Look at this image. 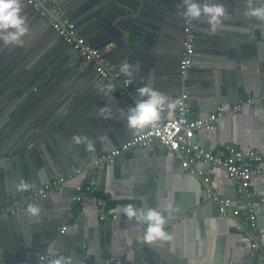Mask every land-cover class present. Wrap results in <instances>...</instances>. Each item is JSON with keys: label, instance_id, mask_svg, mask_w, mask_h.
I'll use <instances>...</instances> for the list:
<instances>
[{"label": "crops", "instance_id": "crops-1", "mask_svg": "<svg viewBox=\"0 0 264 264\" xmlns=\"http://www.w3.org/2000/svg\"><path fill=\"white\" fill-rule=\"evenodd\" d=\"M53 1L63 8L73 20L71 15L76 10L73 3L65 7L63 1ZM156 7L158 4L154 0H147L142 15L138 17V22L129 23V29L140 31L142 28L146 31H154L150 23ZM254 18L251 17L250 19H257ZM223 25L227 28L223 31L225 43L236 45L242 41L245 35L241 31L247 30L245 26L238 24L232 17L224 20ZM181 26L182 23L179 24V27H173V30H177L178 33H169L167 39L163 38L164 42H162V45L174 49L178 58L183 38ZM49 28L47 29L49 35L45 39V44L51 45V50L47 58L51 61L52 69L61 68L68 60L60 52L69 47L54 30ZM237 29L242 30L238 31ZM197 37L196 41L199 42ZM176 38L179 39L177 43L174 42ZM111 43L114 47V43ZM243 48L241 45L240 49L245 53ZM220 53L194 50L190 66L192 69L191 78L188 80V85L180 86L181 90L183 87L188 89L190 117L203 118L214 111L216 105L229 106L240 101L246 100V102L240 111L219 118L214 130L204 132V130L198 129L190 135V138L206 150L217 154L223 155L228 146H235L242 150H258L264 155V59L250 58V56L244 57V62H240L239 60H228L226 58L227 51L226 53L220 51ZM250 53H254V51L252 50ZM117 55L113 54L109 58L116 69L118 66L113 61ZM75 58L79 59V62L69 63L70 66L65 69L66 75H69L72 69H77L76 77L92 78L98 86H102V84L103 86L106 84L115 86L117 89L115 98L111 92L105 95L104 90L100 91V94L109 102V112L120 114L123 108L119 104L123 100L130 102L131 94L133 95L134 92L137 94L139 86L131 85L129 87L131 94L124 95L120 91L118 81L111 83L101 79L95 72L92 63L81 59L79 54H76ZM241 64L244 68L242 71L239 69ZM207 67H210L214 73L211 80L214 82L212 86L211 82L201 84L197 79ZM119 71L121 72V70ZM121 74L124 76L122 72ZM132 78L133 81L137 80L134 75ZM256 80L258 82L256 96H247L246 98L247 93L255 87L254 81ZM61 81V79L57 80V82ZM140 83V87L144 85L143 81ZM49 84L47 78L42 81L37 79L34 80L33 88ZM69 84L67 83V85ZM240 86H244L243 94H239L238 91L237 95H234L233 90ZM167 87L172 89L171 92L174 91V95H168V97L175 102L180 87L176 86L173 80L167 83ZM240 95L243 99H238L241 97ZM133 97L138 98V94ZM216 99L218 100L216 101ZM233 99L238 100L232 101ZM88 101L82 102L80 108L84 107L87 108L86 111H94ZM100 103H102L101 100L98 101L97 105ZM95 112L94 119H99V123L96 122L94 126L87 119L84 121L88 126L86 130L91 133L93 138L97 137L96 131L97 129L100 130L101 120H104L99 110ZM38 127L39 121L36 117H29L25 125L19 129V133L30 134L31 136L33 134L34 138V134L38 133L36 132ZM47 142L52 146L49 140ZM30 144L31 142L27 147H30ZM101 149L106 148L102 147ZM132 151L133 149L129 151L130 155ZM150 153L152 151L149 149L147 151L145 149L141 153L134 150L131 156L118 159L113 167L107 165L97 167L94 172L97 186L82 205L71 198L74 184L63 186L49 197V202L55 204L57 213L55 217L59 219L57 231L59 232L63 225H66L64 234L71 229L73 230L71 231L73 240L70 242L77 246L78 254L74 255L77 259L75 262H66L61 258L60 260L55 259L58 251L53 249L52 242L48 243L43 252L38 250L34 253L32 261L25 262L22 256L27 254L26 250L29 246L32 247V237L36 236V233H26V228L31 221L27 212L21 209L0 221V264H38V257L45 253L48 254V258L44 261L46 264H56L57 261L60 264H91L100 260L103 262L99 264H168L167 261L172 264H264L261 259V254L264 253V240L260 241L257 247V258H251L253 255L251 253L248 255L252 250L250 244L254 233L244 222L241 214L235 216L238 222L235 219L229 218V220L227 218L230 217L229 215H220L216 206L206 200L205 195L209 187H198L196 180L193 184L186 183L181 172L184 166L178 158L168 156V152L164 149H161L158 154L149 155ZM21 156H23L21 148L11 154H0V192L3 188H10L14 185V164L19 162ZM92 157L95 159L94 154L88 158H83V164L80 168L91 167L94 162ZM192 167L203 179L207 177L212 191L220 197L229 198L233 207L237 204L235 183L225 175L221 168L203 163L192 164ZM76 169L71 167L72 172ZM1 186H3L2 189ZM251 188L264 192V159L261 161V173L252 178ZM16 193L13 192L4 198L0 196V207L17 199L18 196H23L18 192ZM29 193L31 192L25 195ZM129 203L137 208L145 209L157 205L161 207L170 205L171 207L165 214L168 217L167 221L172 220L166 223L165 228L170 233L171 240L156 245L145 243L143 231L146 225L138 224L134 219L129 220L120 211L121 206ZM99 210L104 211L105 218L100 219ZM176 211H179L181 219L176 220L174 218ZM255 211L257 216L256 231H264V204L255 202ZM78 214L82 218L76 222V227H73L71 225L72 220ZM111 214L116 215V219L111 218ZM241 225L250 230V238L244 232L236 230ZM47 249L51 252H48ZM50 253H52V259L48 260ZM95 257L100 260H93Z\"/></svg>", "mask_w": 264, "mask_h": 264}, {"label": "water", "instance_id": "water-1", "mask_svg": "<svg viewBox=\"0 0 264 264\" xmlns=\"http://www.w3.org/2000/svg\"><path fill=\"white\" fill-rule=\"evenodd\" d=\"M57 1H63L65 7L72 3L74 4L76 10L71 16L80 34L89 43L97 47L111 42L114 43V47L111 48L107 55L108 58H111L113 54H118L113 61L118 66V70H121L122 65L125 63L132 66L139 65L138 70L133 68V75L137 77V80L133 81L132 85L136 84V86L140 87V82L143 81L144 84H150L152 87L171 96L174 95V91L171 92L170 90L172 89L167 87L169 81L173 80L178 87L185 84L188 85L192 69L189 68L188 74L183 77L179 73V58L175 50L162 45V42H164L163 38L167 39L169 33H178L177 30H173V27H179V24L182 23L183 5L180 0H154L158 7L155 8L156 10H154L151 18L150 26L154 29L152 32L142 28L140 31L130 30L128 27L129 23L138 22V17L142 15L147 0ZM220 2L226 7L227 15L222 19L215 33L210 31L206 23L196 21L194 33L198 36L199 42L196 41L194 50L198 51L199 49L216 54H221L220 51L224 53L227 51L226 58L228 60H239L240 62H244V57L250 56V58L264 59V21L255 18V20H252L250 16L245 15L248 7L246 0H220ZM259 3L260 0H253V6H259ZM43 7L47 10L45 5ZM24 13L27 15L30 27V32L25 37V44L19 47L14 45L5 46L0 42V154H11L21 148L23 155L19 162L17 161L14 164V185L10 188L1 186V189L3 188L0 192L2 198L13 192H18V194L24 196L26 193L38 189L55 176L71 173V167L80 168L83 164V158H88L94 154L96 159L100 154L111 150L141 131L129 130L124 114L127 108L135 103L136 98L131 95L130 102L123 100L119 104L123 108L120 114L110 113L109 102L105 97L102 98L100 94V91L104 89L103 84L98 86L92 78L76 77L77 69H72L70 74L66 75L65 69L70 66L68 64L79 62V59L75 58L76 54H78L77 51L67 44L69 48H65L60 54L66 56L68 62L63 64L61 68L52 69L51 61L47 58L51 45L47 46L45 39L49 35L47 34V29L49 27L52 30L54 29L26 1H24ZM229 17H232L238 24H242V26L247 28V30L241 31L245 36L236 45L225 43L226 41L224 40L223 31L227 28H225L223 22ZM237 30L240 31L242 29ZM178 41V38L174 39V42L177 43ZM241 45H243L245 53L240 49ZM181 50L182 41L180 52ZM252 50L254 53H250ZM231 65L233 64L231 63ZM239 69L241 71L244 69L242 64ZM202 73L197 78L198 81L201 84L211 82L212 86L214 84L211 81L214 77L212 69L207 67ZM46 78L49 80V85L33 88L34 80L39 79L42 81L46 80ZM60 79L62 81L57 82ZM67 83L70 84L67 85ZM254 85L255 87L247 93L246 98L247 96H256L257 93L255 92L258 89L257 80L254 81ZM116 90V87L113 86L111 95L114 98L116 97ZM243 90L244 86L237 87L233 90V94L237 95L238 91L239 94H243ZM179 91H181V87ZM240 96L238 99H243L242 95ZM85 100H89L88 102L92 105L94 111H86L87 108L84 107L80 108L81 103ZM99 100L102 103L97 105ZM235 100L233 99L232 101ZM218 106L216 105L214 111ZM102 109H106V112H102ZM98 110L104 120H101L100 130L97 129L96 131L97 137L93 138L91 133L86 130L88 126H86L84 121L87 119L94 126L96 122L99 123V119H94L95 111ZM29 117H36L39 121V127L36 130L38 133H36L37 136L34 134V138L33 134L31 136L30 134L19 133V129L25 125ZM215 126L216 123L211 129L202 128L200 130L209 132L214 130ZM74 135H86L89 137L95 143V150L90 152L84 144H75L72 140ZM47 140L51 142L52 146L48 144ZM30 142L31 148L27 147ZM102 147L106 149H101ZM145 149L146 151L148 149L152 151L149 154L152 155L153 153L158 154L163 147L160 144L137 147L133 149L131 155L134 150L141 153ZM128 155H130L129 151L119 155L113 164L107 166L113 167L118 162V159ZM168 156L177 158L175 152H168ZM93 159L94 157H92ZM197 163L203 162L198 161ZM181 172L186 183L193 184L194 180H196L198 187H209L207 190L213 192L207 177L203 179L200 174L196 173L192 165L182 168ZM22 182L27 184L28 187L20 188L19 185ZM74 183L72 182L70 185ZM56 192H51L46 197L39 198L24 208L31 221L28 228H26V233H36V236L32 237V247L30 248L29 246L26 250L27 254L22 256L25 262L32 261L34 253L38 250L43 252L50 242L53 244V249L58 251L55 259L60 260L61 258L66 262H75L77 260L74 256L78 254L77 246L75 243L70 242V240H73L71 232L73 230H69L66 234H64L65 231H57L59 219L55 217L57 214L54 207L55 204L48 200ZM19 197L21 196L16 198ZM205 197L208 203L214 204L218 209L216 203L210 202L206 195ZM30 205L40 208L38 216H33L28 211ZM178 212L174 213L176 220L181 219ZM229 216L227 217L228 219H235L238 222L235 216ZM80 218L82 216L78 214L72 220L71 225L76 227V222ZM171 220L169 219L167 223ZM236 230L244 232L249 238L251 237L250 230H247L242 225ZM251 230L253 233L255 232V230ZM263 240L264 238L256 239L254 234L252 235L250 244L252 250L248 254H253L251 258L258 257L257 247L259 242ZM47 251L51 252L49 249ZM50 259H52V253H50L48 260ZM38 260L39 264L40 256ZM93 260L100 259L95 257ZM100 262H103V260L91 264H99ZM167 263L172 264L170 261H167ZM42 264L46 263L43 262Z\"/></svg>", "mask_w": 264, "mask_h": 264}, {"label": "built area", "instance_id": "built-area-1", "mask_svg": "<svg viewBox=\"0 0 264 264\" xmlns=\"http://www.w3.org/2000/svg\"><path fill=\"white\" fill-rule=\"evenodd\" d=\"M30 4L54 29L64 43L71 46L81 58L92 63L97 75L108 82L118 81L120 91L124 95L129 93V87L133 83L125 84L121 72L116 69L109 58L108 52L112 43L103 46H94L81 35L74 21L65 13L64 9L53 0H24ZM47 7V10L43 7ZM196 21H190L183 16L182 20V50L179 57V72L184 77L188 74L193 60V53L196 43L194 33ZM137 95L135 92L132 96ZM139 99L136 98V100ZM176 107L171 115L165 108L161 120L152 127H147L134 134L130 139L115 146L109 151L100 154L91 167H83L75 171L51 179L41 185L37 190L28 195L21 196L12 202L0 207V221L24 209L39 198L46 197L49 193L58 191L62 186L74 183L72 200L82 205L87 196L94 191L97 186L94 172L97 167L111 165L119 155L131 149L148 145H162L166 152H175L176 157L184 167L195 164L198 161L219 167L225 175L235 183L236 202L233 207L231 200L220 197L216 192L206 191V196L210 202L218 205L221 215L237 216L241 214L244 222L253 230L256 239L264 238V231L258 232L255 202L264 204V192H259L251 188L252 178L261 173V161L264 155L258 150H242L235 146H228L225 154H217L203 148L199 143L194 142L190 135L198 129H211L216 121L226 114L236 113L241 110L245 102L233 103L229 106H218L215 111L210 112L203 118H191L190 106L188 102L187 87L177 94L175 98ZM100 219L105 218V213L99 210ZM116 219V215L110 216ZM66 230V225L60 227V232ZM48 258V254H42L39 264ZM264 263V253L261 254Z\"/></svg>", "mask_w": 264, "mask_h": 264}, {"label": "clouds", "instance_id": "clouds-1", "mask_svg": "<svg viewBox=\"0 0 264 264\" xmlns=\"http://www.w3.org/2000/svg\"><path fill=\"white\" fill-rule=\"evenodd\" d=\"M183 5V16L190 21L204 22L208 25L210 31L216 32L222 19L227 15V9L220 0H180ZM248 7L245 11L246 16L255 17L264 21V0H260L259 6H253V0H246ZM30 32L29 20L24 13V0H0V42L5 46H23L25 37ZM133 68L139 69V65L123 64L121 72L129 79L125 84H130L133 77ZM105 95L113 90L111 84L104 85ZM139 99L126 110V124L129 130L138 131L147 127L155 126L162 117L163 110L166 108L171 115L176 107L174 101L170 100L168 95L152 87L150 84H144L137 89ZM106 112V109H102ZM72 140L75 144H84L88 151L95 150L94 141L86 135H74ZM20 188H27L28 185L21 183ZM170 205L161 207L137 208L129 203L121 206L120 211L129 220H135L138 224L146 225L143 231V241L149 245L171 240L170 233L165 225L168 217ZM28 211L33 216H38L40 208L30 205ZM56 264H60L59 261Z\"/></svg>", "mask_w": 264, "mask_h": 264}]
</instances>
